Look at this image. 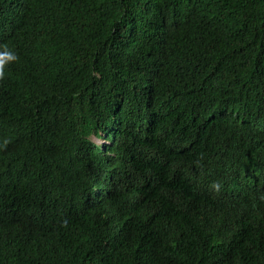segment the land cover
<instances>
[{
  "label": "trees",
  "instance_id": "trees-1",
  "mask_svg": "<svg viewBox=\"0 0 264 264\" xmlns=\"http://www.w3.org/2000/svg\"><path fill=\"white\" fill-rule=\"evenodd\" d=\"M0 166V264H264V0H0Z\"/></svg>",
  "mask_w": 264,
  "mask_h": 264
},
{
  "label": "bare ground",
  "instance_id": "bare-ground-1",
  "mask_svg": "<svg viewBox=\"0 0 264 264\" xmlns=\"http://www.w3.org/2000/svg\"><path fill=\"white\" fill-rule=\"evenodd\" d=\"M15 107V106H14ZM10 118V117H9ZM11 124V123H10ZM20 128V127H19ZM22 128V127H21ZM8 131H10V128H9V130ZM11 132V131H10ZM9 133V132H8ZM12 134V133H11ZM4 147V146H3ZM1 167V166H0ZM6 168V167H5ZM4 169V168H3ZM2 169V170H3ZM17 170V169H16ZM12 172V171H11ZM13 173V172H12ZM18 178V177H17ZM11 182V181H10ZM11 186V185H10ZM22 190V189H21ZM21 190H20V192H21ZM10 193H12V192H10ZM13 194V193H12ZM18 196V195H17ZM74 200V199H73ZM65 201V200H64ZM75 201V200H74ZM11 202V201H10ZM22 203V202H21ZM57 203V202H56ZM15 204V203H14ZM16 205V204H15ZM46 206V205H45ZM17 208V207H16ZM14 211V210H13ZM44 211V210H43ZM15 212V211H14ZM69 212V211H68ZM13 215V214H12ZM71 216V215H70Z\"/></svg>",
  "mask_w": 264,
  "mask_h": 264
},
{
  "label": "clouds",
  "instance_id": "clouds-1",
  "mask_svg": "<svg viewBox=\"0 0 264 264\" xmlns=\"http://www.w3.org/2000/svg\"><path fill=\"white\" fill-rule=\"evenodd\" d=\"M242 181H243L244 184L247 182V180H242ZM193 186H195V185H193Z\"/></svg>",
  "mask_w": 264,
  "mask_h": 264
},
{
  "label": "rangeland",
  "instance_id": "rangeland-1",
  "mask_svg": "<svg viewBox=\"0 0 264 264\" xmlns=\"http://www.w3.org/2000/svg\"><path fill=\"white\" fill-rule=\"evenodd\" d=\"M103 142H104V140H103Z\"/></svg>",
  "mask_w": 264,
  "mask_h": 264
}]
</instances>
